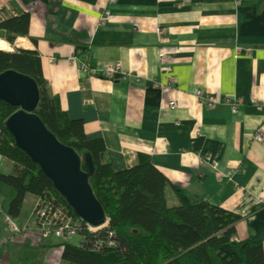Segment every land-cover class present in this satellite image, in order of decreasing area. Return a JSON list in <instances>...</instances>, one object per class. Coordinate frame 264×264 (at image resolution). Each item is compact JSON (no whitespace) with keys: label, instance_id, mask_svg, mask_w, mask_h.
Wrapping results in <instances>:
<instances>
[{"label":"crops","instance_id":"crops-1","mask_svg":"<svg viewBox=\"0 0 264 264\" xmlns=\"http://www.w3.org/2000/svg\"><path fill=\"white\" fill-rule=\"evenodd\" d=\"M24 12L28 34L0 39L39 54L47 88L104 141L113 169L151 162L169 181V206L180 190L236 213L235 240H259L264 256V140L253 139L264 130V0H0V20ZM81 52L133 75L87 80L72 59ZM12 170L0 154V172ZM36 199L27 194L14 218L20 233L0 215V264L64 263L62 241L35 230Z\"/></svg>","mask_w":264,"mask_h":264},{"label":"trees","instance_id":"trees-1","mask_svg":"<svg viewBox=\"0 0 264 264\" xmlns=\"http://www.w3.org/2000/svg\"><path fill=\"white\" fill-rule=\"evenodd\" d=\"M29 13L0 20V38L13 43L26 36ZM30 76L39 89L34 112L64 145L79 155L88 151L93 172L88 182L102 205L108 223L90 231L50 179L16 146L4 120L17 107L0 99V154L13 164L10 173L0 172V208L16 218L24 197L32 194L43 203H60L79 223L73 243L62 244L61 258L67 264H264L259 240H235L239 215L193 195L175 190L178 204L169 206L165 188L169 181L149 161L114 170L106 158L101 138H88L81 119H71L58 94L47 88L41 58L35 50L0 49V73L5 70ZM81 169L85 170L83 161ZM74 236V237H75Z\"/></svg>","mask_w":264,"mask_h":264},{"label":"water","instance_id":"water-1","mask_svg":"<svg viewBox=\"0 0 264 264\" xmlns=\"http://www.w3.org/2000/svg\"><path fill=\"white\" fill-rule=\"evenodd\" d=\"M39 96L37 83L30 76L11 69L0 73V99L17 107L4 120L16 146L50 179L79 219L92 229L104 227L108 219L88 182L93 172L91 156L88 151L79 155L44 125L34 112Z\"/></svg>","mask_w":264,"mask_h":264},{"label":"built area","instance_id":"built-area-1","mask_svg":"<svg viewBox=\"0 0 264 264\" xmlns=\"http://www.w3.org/2000/svg\"><path fill=\"white\" fill-rule=\"evenodd\" d=\"M114 1L115 0H109L110 3L114 2ZM109 14H110V11L108 9H105L103 11L102 15L100 16V24H102L105 15L107 16ZM161 32L165 33L166 30L161 29ZM163 56L164 55L162 53L159 54L160 58H163ZM79 67H80V70H82V72H83V70H84V72L87 71V68L85 67L84 64L80 65ZM103 70H104V72H103L104 75H106L108 77L118 78L121 75L124 77V74L122 72V69H121L119 62L106 64V66H104ZM164 70L168 71V70H170V67L164 66ZM89 71L92 72V70H89ZM128 77H130V76H128ZM171 82H173V77L169 76L168 77V83H171ZM195 94L199 99L205 101L210 107H214V103H216V101H217V98L215 96L209 95V94L205 95V93L202 90H197ZM235 103L236 104L233 103L234 105L232 106L233 112L236 111L235 105H237V100L235 101ZM255 106L258 109L262 108V105L260 103H257V102L255 103ZM169 107L174 108L175 102L170 101ZM253 139L258 140V141L264 140V130L263 129H257L253 135ZM33 214H34L36 221H37V228H40L41 233H43V235L46 233L47 228H51V230L53 232L56 231L57 233H59L58 235L63 234L64 236H69V238H70L73 235H75V233H77V231L79 229L78 220H76V218L74 216L70 215L67 208L64 207L63 205H60V203H56V204H52V203L49 204L48 202L43 203V201H41L40 198H37L36 202L33 206ZM6 219L9 220V216H7ZM87 228L90 231H96L97 230V229H91L88 226H87ZM27 264H33V263H27Z\"/></svg>","mask_w":264,"mask_h":264},{"label":"rangeland","instance_id":"rangeland-1","mask_svg":"<svg viewBox=\"0 0 264 264\" xmlns=\"http://www.w3.org/2000/svg\"><path fill=\"white\" fill-rule=\"evenodd\" d=\"M162 33H164V32H162ZM82 53V52H81ZM78 55L79 54H76V55H74V57H72V59L73 60H76V61H78V63H79V66L80 65H82V64H84L85 65V67L87 68V71L86 72H84V70H83V72H82V70H81V72L83 73V76H84V78L85 79H89V77H91V76H103V77H106V78H110V79H116V78H113V77H108V76H106V75H104V70H103V68H104V66H106V65H104V66H102V67H99V66H92V65H90L88 62H87V58H88V55H87V53L86 52H83L82 53V55H83V59H79L78 58ZM117 62H119V61H117ZM111 63H114V62H111ZM110 64V63H109ZM119 64H120V66H121V69H122V72H123V74H124V79H127L128 78V76H132L133 75V73H131V72H128V71H125L123 68H122V64H121V62H119ZM89 70H92V72H90ZM120 78H121V76H120ZM218 101V100H217ZM217 101H216V103H217ZM216 103H214V105L216 104ZM0 215L1 216H3L4 217V219H5V221H7V223L10 225V227L12 228V230L15 232V233H20L22 230H25L26 229V225H23V226H18L15 222H14V218H12V217H10L9 216V220H7L6 218H7V216L1 211V208H0ZM31 215H32V221H33V224H34V226H35V230L37 231V233H38V236L40 237V239H45V238H48L49 236H54V237H56V238H59L61 241H62V243H61V245L63 244V243H65V242H67V241H69L70 239H72L75 235H73L72 237H70L69 238V236H64L63 234H61V235H58L59 233H57L56 231L55 232H53L52 230H51V228H47L46 229V233L43 235V233H41V230H40V228H37V221H36V218H35V216H34V214H33V207H32V213H31ZM79 221L81 220V219H79V218H77ZM89 227V226H88ZM90 228V227H89ZM92 229V228H91ZM75 238L77 239L78 238V236L76 235L75 236ZM75 239V240H76ZM73 241V243L75 242V243H77L76 241ZM63 261V260H62ZM28 263H31V262H28ZM27 264V263H26ZM59 264H64V263H59ZM67 264V263H66Z\"/></svg>","mask_w":264,"mask_h":264},{"label":"bare ground","instance_id":"bare-ground-1","mask_svg":"<svg viewBox=\"0 0 264 264\" xmlns=\"http://www.w3.org/2000/svg\"><path fill=\"white\" fill-rule=\"evenodd\" d=\"M113 3V2H112ZM0 49L1 50H9V46L3 40L0 39Z\"/></svg>","mask_w":264,"mask_h":264}]
</instances>
